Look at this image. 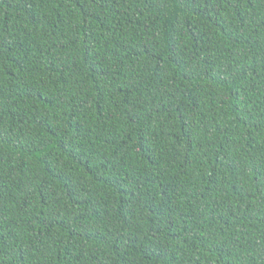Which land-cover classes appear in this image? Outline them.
<instances>
[{
  "label": "trees",
  "instance_id": "trees-1",
  "mask_svg": "<svg viewBox=\"0 0 264 264\" xmlns=\"http://www.w3.org/2000/svg\"><path fill=\"white\" fill-rule=\"evenodd\" d=\"M0 264H264V0H0Z\"/></svg>",
  "mask_w": 264,
  "mask_h": 264
}]
</instances>
